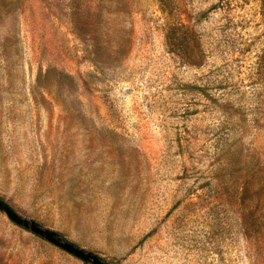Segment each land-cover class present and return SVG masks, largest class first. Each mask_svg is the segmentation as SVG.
I'll use <instances>...</instances> for the list:
<instances>
[{"label": "rangeland", "instance_id": "rangeland-1", "mask_svg": "<svg viewBox=\"0 0 264 264\" xmlns=\"http://www.w3.org/2000/svg\"><path fill=\"white\" fill-rule=\"evenodd\" d=\"M0 198L104 264H264V0H0ZM0 264H91L0 211Z\"/></svg>", "mask_w": 264, "mask_h": 264}, {"label": "water", "instance_id": "water-1", "mask_svg": "<svg viewBox=\"0 0 264 264\" xmlns=\"http://www.w3.org/2000/svg\"><path fill=\"white\" fill-rule=\"evenodd\" d=\"M0 211H2L6 215V217L16 225L28 229L35 235L45 239L46 241L69 253L70 255L80 259L81 261L91 264H104V262L93 252L76 246L70 241L63 240L55 231L48 228H43L39 226L35 221L22 217L1 198Z\"/></svg>", "mask_w": 264, "mask_h": 264}, {"label": "trees", "instance_id": "trees-1", "mask_svg": "<svg viewBox=\"0 0 264 264\" xmlns=\"http://www.w3.org/2000/svg\"><path fill=\"white\" fill-rule=\"evenodd\" d=\"M161 1V0H160ZM111 264H118V263H111Z\"/></svg>", "mask_w": 264, "mask_h": 264}]
</instances>
